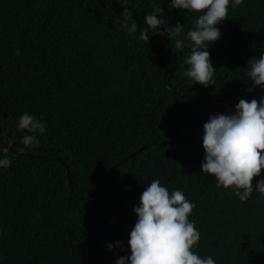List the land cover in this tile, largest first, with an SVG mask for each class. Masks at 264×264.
<instances>
[{"label":"trees","instance_id":"obj_1","mask_svg":"<svg viewBox=\"0 0 264 264\" xmlns=\"http://www.w3.org/2000/svg\"><path fill=\"white\" fill-rule=\"evenodd\" d=\"M160 4L184 31L146 42L144 18ZM199 15L171 0H0V158L12 161L0 167V264H116L130 255L133 206L155 179L195 203L193 251L264 264V195L241 202L201 168L210 115L264 96L244 75L264 53V0L229 4L207 87L184 75ZM25 112L46 123L38 147L22 143Z\"/></svg>","mask_w":264,"mask_h":264},{"label":"clouds","instance_id":"obj_2","mask_svg":"<svg viewBox=\"0 0 264 264\" xmlns=\"http://www.w3.org/2000/svg\"><path fill=\"white\" fill-rule=\"evenodd\" d=\"M244 0H171V6L181 10L200 12L196 26L187 33L193 42L191 55L184 72L192 84L205 87L213 85L216 71L210 58L209 46L220 39L222 33L217 25L228 18L229 4L233 8ZM147 27L139 32L144 41L149 34L157 32L177 36L183 33L184 25L169 26L164 9L156 6L145 16ZM161 26L163 30L161 31ZM131 32H137V25L131 24ZM184 46V40H177L175 50ZM203 49V50H202ZM246 83L251 82L248 91L255 87L264 89V53L259 58L252 56L246 62ZM235 112L211 114L204 123L202 144L205 150L201 168L204 174H214L218 188H234L241 202H246L253 191L264 195V177L253 185V178L264 169V96L248 101L240 99ZM17 127L28 134L22 137L26 147H38L39 135L46 132V123L35 115L21 114ZM11 159L0 158V167H10ZM138 205L133 206L137 220L128 241L130 255L120 256L116 264H216L211 257H201L193 251L198 247L201 234L193 221L189 220L193 201L186 198L181 190H173L153 180L142 192ZM3 233L0 232V236ZM121 247V242H116ZM108 250L114 245L108 244Z\"/></svg>","mask_w":264,"mask_h":264},{"label":"water","instance_id":"obj_3","mask_svg":"<svg viewBox=\"0 0 264 264\" xmlns=\"http://www.w3.org/2000/svg\"><path fill=\"white\" fill-rule=\"evenodd\" d=\"M100 4H101V6H104V4L103 3H101L100 2ZM175 56L174 57H176V54H174ZM166 76H167V72H166ZM181 136H178L177 138H175V139H178V138H180ZM174 139V140H175ZM142 150V149H141ZM141 150H139V151H141ZM136 154V152L135 153H133L132 155H130L129 156V158L130 157H132V156H134ZM113 171V170H112ZM68 172H69V183H70V187H71V190H72V192H73V187H72V177H71V174H70V170H68ZM110 176V175H109ZM109 176H108V178H109ZM107 178V179H108ZM107 179H106V181H107ZM106 181H105V183H106Z\"/></svg>","mask_w":264,"mask_h":264}]
</instances>
